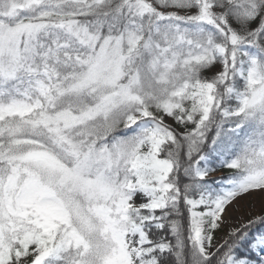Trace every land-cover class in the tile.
Here are the masks:
<instances>
[{
  "label": "snow or ice",
  "instance_id": "obj_1",
  "mask_svg": "<svg viewBox=\"0 0 264 264\" xmlns=\"http://www.w3.org/2000/svg\"><path fill=\"white\" fill-rule=\"evenodd\" d=\"M0 264H264V0H0Z\"/></svg>",
  "mask_w": 264,
  "mask_h": 264
},
{
  "label": "rangeland",
  "instance_id": "obj_2",
  "mask_svg": "<svg viewBox=\"0 0 264 264\" xmlns=\"http://www.w3.org/2000/svg\"><path fill=\"white\" fill-rule=\"evenodd\" d=\"M242 203H247L249 209L253 212H258L260 210V207H261L260 199L258 197H254V198H252L251 201L242 202Z\"/></svg>",
  "mask_w": 264,
  "mask_h": 264
}]
</instances>
